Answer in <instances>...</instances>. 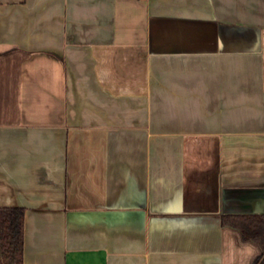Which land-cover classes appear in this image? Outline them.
<instances>
[{
	"label": "crops",
	"instance_id": "0c3cea01",
	"mask_svg": "<svg viewBox=\"0 0 264 264\" xmlns=\"http://www.w3.org/2000/svg\"><path fill=\"white\" fill-rule=\"evenodd\" d=\"M0 206L22 264H256L264 0H0Z\"/></svg>",
	"mask_w": 264,
	"mask_h": 264
},
{
	"label": "trees",
	"instance_id": "16d2710c",
	"mask_svg": "<svg viewBox=\"0 0 264 264\" xmlns=\"http://www.w3.org/2000/svg\"><path fill=\"white\" fill-rule=\"evenodd\" d=\"M24 208L0 206V264H22ZM224 226L240 230L244 238L262 249L256 264H264V214H231L221 217Z\"/></svg>",
	"mask_w": 264,
	"mask_h": 264
}]
</instances>
